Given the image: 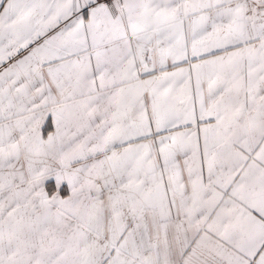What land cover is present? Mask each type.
<instances>
[{"label": "snow or ice", "instance_id": "6c2138e0", "mask_svg": "<svg viewBox=\"0 0 264 264\" xmlns=\"http://www.w3.org/2000/svg\"><path fill=\"white\" fill-rule=\"evenodd\" d=\"M0 264H264V0H0Z\"/></svg>", "mask_w": 264, "mask_h": 264}]
</instances>
